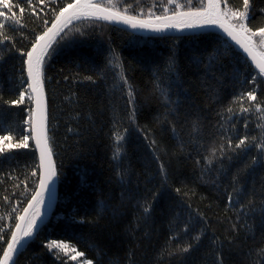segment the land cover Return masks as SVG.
<instances>
[{
	"label": "trees",
	"instance_id": "obj_1",
	"mask_svg": "<svg viewBox=\"0 0 264 264\" xmlns=\"http://www.w3.org/2000/svg\"><path fill=\"white\" fill-rule=\"evenodd\" d=\"M124 2L117 0L120 6ZM230 2L238 5L240 0ZM126 3L137 6V0H126ZM166 3L167 0H139V7L147 11L155 5L154 10L159 13ZM178 3L187 6L188 0H178ZM192 4L198 6L199 0H192ZM257 4L264 6L262 0H257ZM24 23L27 25L24 32L27 39H19L21 48L28 46L31 30H38L41 21L26 15ZM256 23L264 24V17L258 16ZM76 27L87 35L81 37L75 32ZM65 31L67 35L54 45L55 51L51 52L45 64L49 136L61 171L56 182V204L48 221L38 230V238L21 250L17 264H61L45 247L50 239L76 246L85 252V258L93 259L94 264H211L214 255L210 251L213 247L211 241L217 237L216 247L223 244L225 264H264V254H260V249L264 248V228L260 225L259 209L245 218L251 227H241L245 220L236 215L239 204L235 200L230 204L225 193V188L231 191L227 172L234 173L238 167H243L247 157L231 161L222 158L227 172L219 180V187L211 183V179L218 175L215 169L221 167L218 161L213 160V164L208 166L213 169L210 173L201 175V168L206 164L203 157L209 155L208 150L217 139L215 128L219 119L216 115L219 105L209 99V84L219 88L227 101L233 91V73H243L245 69L240 59L242 55L232 47V54L222 56L224 76L221 82H209L191 59L194 54H206V50H211L215 41L209 39L208 33L201 34L199 38L175 39L186 36L146 35L103 21L74 22ZM17 35L20 37L21 34ZM109 46L120 54L124 75L134 85L140 106L139 124L167 152V155L164 152L158 154L169 168V186L164 191L170 195L158 197L147 217L143 216L137 201L143 202L146 189L159 187L161 177L149 141L144 139L146 133L133 128L129 137L124 168L130 172V184L121 185L111 160L108 129L113 103L110 102H115L119 111L124 107L127 96L126 90L120 91V81L115 76L121 70L102 71ZM4 55L5 52L0 50V56ZM173 55L179 66L182 88L179 97L173 88L171 97L179 98L182 113L191 112L188 122H184L182 117L177 125L182 146L170 132V125L164 121L163 100L156 90L157 83L161 87L167 84L169 77L163 76V69ZM21 68L22 59L18 55L0 65V94L5 100L17 98L19 88L27 87L22 83L25 73L21 75ZM252 74H255L254 69ZM170 75L175 79V73ZM87 76H92L93 80L85 79ZM185 96L189 98L187 104ZM189 105L195 107L189 108ZM21 107L23 111L12 109L5 122L11 124L17 137L27 134L23 120L27 117L28 105ZM197 115L200 128L193 132L191 121ZM250 120L252 134L258 133L256 124L264 121H259L256 116H251ZM69 128L73 131L69 132ZM34 152L30 142L29 149L17 150L10 160L0 159V170L16 177L13 181L0 175V216H5L0 225L10 223L7 220L10 209L3 197L10 196L13 204L17 199H24L21 193L25 185L21 182L33 167ZM196 160L201 163L195 164ZM14 183L19 187H13ZM243 185L250 196L242 202L246 204L248 198L258 202L264 188V169L259 166L254 172L249 169L243 175ZM128 187L134 195L131 198L125 195L122 202L121 194ZM176 187H181L187 195L177 194ZM101 201L107 205V211L98 215ZM113 210L119 213L115 219ZM197 212L206 217L201 243L189 254H177V248L190 239L185 235L173 240L177 226L183 227L182 221ZM81 219L85 223H80ZM234 223L236 230L232 228Z\"/></svg>",
	"mask_w": 264,
	"mask_h": 264
},
{
	"label": "snow or ice",
	"instance_id": "obj_2",
	"mask_svg": "<svg viewBox=\"0 0 264 264\" xmlns=\"http://www.w3.org/2000/svg\"><path fill=\"white\" fill-rule=\"evenodd\" d=\"M155 7L153 5L145 11L139 7V0H137L136 7L126 3V0L123 6H120L117 0H55V2L53 0H0V50L5 52L4 56H0V65L18 55L22 59L21 75L26 72L22 83L27 85L26 88H19L15 99L5 100L0 94V159L10 160L17 150L29 149L30 142H34L33 155L36 156L33 167L21 182L25 185L21 193L24 199H17L13 204L10 196L3 197L10 209L7 213V220L10 223L6 226L0 225V264H17L22 254L21 249L26 248L28 240L38 238V222H42L45 200L47 198L51 201L56 194V182L60 178L61 171L55 159L56 153L52 138L49 136L45 64L51 52L55 51L54 45L64 39L67 35L65 30L74 25V22L103 21L124 25L132 30H143L156 34H168L173 30L187 33L186 37H175V39L199 38L203 32L208 30L209 39L215 41L211 50H206V54L204 52L199 55L194 54L191 59L197 69L204 72L209 82H221L224 76L222 56L232 54L233 51L232 44L228 43L219 33H212V29H219L246 54V59L240 58L245 66L244 72L233 73V91L227 101L219 88H213L209 84V99L219 105V110L216 112L219 119L218 127L215 128L217 139L213 141L208 150L209 155L203 157L206 164L201 168V175L210 173L213 169L208 166L213 164V160L218 161L221 167L215 169L218 175L215 179H211V183L219 187V180L227 172L224 169L222 158L231 161L247 157L243 167H238L234 173L227 172L228 187L231 191L225 188L226 199L230 204L234 200L239 204L236 215L239 219L245 220L241 227L250 228L245 218L259 209L260 225L264 228V188L261 189L258 202L251 198L247 199L246 204L242 202L250 196L243 185L244 173L249 169L256 171L257 166L264 169V123L256 124V128L259 129L256 134H252L253 130L250 128L251 116L264 121V24L256 23L258 16L264 17V6H258L257 0H240L238 5L231 3L230 0H199L198 6H193L192 0H188L187 6L178 3V0H167V3L161 6L162 11L159 13L154 10ZM46 9L48 11H45ZM41 13L44 15L41 16ZM26 15L40 20L41 24L38 30H31L28 46L21 48L19 39H27L24 35L27 28L24 23ZM75 32L81 37L87 35L78 27L75 28ZM18 33L21 34L20 37ZM117 68L121 70L115 73L120 81L119 89L122 93L126 90L127 99L124 107L119 111L116 110L115 102H110L113 103V115L108 129L111 160L115 175L119 178L121 185L126 182L130 184L128 180L130 172L124 168V160L128 156L129 137L133 128L146 133L144 139L149 141L152 157L157 162L158 175L161 177L159 187L146 189L143 202L137 201L143 216L147 217L152 211L153 202L158 197L170 195L164 191L169 186V168L158 154L164 152L167 155V152L156 139L150 138L147 134L148 130L139 124L140 106L134 85L124 75V65L120 54L115 48L109 46L102 71H115ZM252 69L255 74H252ZM172 73H175V79L171 78ZM163 76L169 77L167 84L161 87L160 83H157L156 90L163 100L164 121L170 125V132L181 142L182 146L183 141L177 131V125L182 117L184 122H188L187 118L191 112L182 113L179 98L172 99L171 97L173 88L177 90V97L182 88L179 66L174 55L169 57L168 66L163 69ZM85 79L92 81L93 77L87 76ZM159 79L158 76L157 80ZM188 99L185 96V104ZM26 103L28 110L23 124L27 125V134L17 137L11 124H5V122L12 109L20 108L23 111L21 106ZM194 107V105H189V108ZM156 119L159 120V117ZM191 127L193 132L199 131L200 117L198 115L191 121ZM68 131L72 132L73 129L69 128ZM194 163L199 165L201 161L196 160ZM0 175L10 177L13 181L16 180L15 176L3 173L2 170H0ZM29 182L31 187H29ZM13 187H19V185L14 183ZM174 190L179 195H187L181 187H176ZM125 195L129 198L134 195L131 187L122 192V202ZM106 211L107 205L101 201L98 215ZM118 214V210H113V219ZM4 220L5 216H0V221ZM205 220L206 217L197 212L195 216L189 214L187 219L182 221L183 227L177 226V235L173 237V240L185 235L190 236L187 242L177 248V254H189L201 243L205 233L203 227ZM79 222L85 223V220L81 219ZM232 228L236 230L235 223ZM194 232L196 234L191 235ZM218 241V237L211 241L213 247L210 251L214 254L211 264H225L223 244L220 243L216 247ZM45 247L61 264H94L93 259L85 258V252L65 241L50 239ZM260 254H264V248L260 249Z\"/></svg>",
	"mask_w": 264,
	"mask_h": 264
},
{
	"label": "water",
	"instance_id": "obj_3",
	"mask_svg": "<svg viewBox=\"0 0 264 264\" xmlns=\"http://www.w3.org/2000/svg\"><path fill=\"white\" fill-rule=\"evenodd\" d=\"M108 23V22H107ZM110 24V23H109ZM114 26H117V27H120V28H123V29H127V30H130V31H133V32H137V33H142V34H146V35H167V36H187V33H179V32H176L175 30H173L172 32L168 33V34H156V33H150V32H147V31H143V30H132V29H129L127 28L126 26L124 25H118V24H112ZM212 33H219L225 40L228 41V43L232 44V47L237 51L239 52V54L242 55V57L244 59H246V54L243 53V51L241 49H239L238 46H236L234 44V42L230 41L226 36H224V34L222 32H220L219 29H212L211 30ZM204 33H208V30H206L205 32H203L202 34ZM249 64H250V61H249ZM25 77H26V72H25ZM33 144V148L35 150V145H34V142H32ZM38 155V154H36ZM56 199H57V188H56V194H55V197L49 201L47 199V203H46V206L43 211V215H42V222H38V229L37 231L48 221V219L50 218L53 210H54V207H55V204H56ZM49 204L51 206H49ZM33 240V239H32ZM32 240H28L26 246L32 241ZM23 243V242H22ZM22 250V249H21Z\"/></svg>",
	"mask_w": 264,
	"mask_h": 264
},
{
	"label": "bare ground",
	"instance_id": "obj_4",
	"mask_svg": "<svg viewBox=\"0 0 264 264\" xmlns=\"http://www.w3.org/2000/svg\"><path fill=\"white\" fill-rule=\"evenodd\" d=\"M46 203H47V198H46V200H45V206H46ZM45 206H44V208H45Z\"/></svg>",
	"mask_w": 264,
	"mask_h": 264
},
{
	"label": "rangeland",
	"instance_id": "obj_5",
	"mask_svg": "<svg viewBox=\"0 0 264 264\" xmlns=\"http://www.w3.org/2000/svg\"><path fill=\"white\" fill-rule=\"evenodd\" d=\"M44 211V209L42 210V212Z\"/></svg>",
	"mask_w": 264,
	"mask_h": 264
}]
</instances>
